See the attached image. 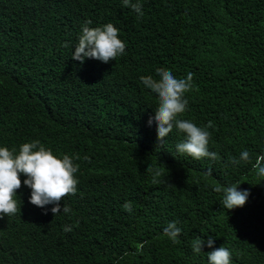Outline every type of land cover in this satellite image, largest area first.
I'll list each match as a JSON object with an SVG mask.
<instances>
[{"label": "trees", "instance_id": "16d2710c", "mask_svg": "<svg viewBox=\"0 0 264 264\" xmlns=\"http://www.w3.org/2000/svg\"><path fill=\"white\" fill-rule=\"evenodd\" d=\"M142 4L137 19L122 0H0V146L39 140L80 165L78 192L61 201L70 214L54 216V205L44 214L29 187L18 190L21 211L0 218V264H208L209 237L230 249L231 264H264V177L252 167L264 154V0ZM86 20L118 27L125 54L73 60ZM158 68L194 74L181 118L212 122L208 147L219 160L178 153L175 129L158 144L148 124L157 97L139 79H159ZM243 150L252 163L230 164ZM216 184H239L246 204L224 208ZM171 221L177 244L164 235Z\"/></svg>", "mask_w": 264, "mask_h": 264}, {"label": "clouds", "instance_id": "9594fccd", "mask_svg": "<svg viewBox=\"0 0 264 264\" xmlns=\"http://www.w3.org/2000/svg\"><path fill=\"white\" fill-rule=\"evenodd\" d=\"M124 7L130 8L136 13L137 19L144 16L142 0H122ZM91 20H86L82 26V32L75 46L71 58L78 60L81 64L86 59H96L103 63L116 61L126 52V42L123 41L119 32L120 29L113 23L109 22L101 26L90 27ZM159 79L153 78L151 75L140 76L141 84L156 94L157 107L155 108V116L148 120L149 126L155 122L157 126V142L163 144L166 137L173 131L177 130L182 133L184 139L176 144L178 153L192 157L195 160H203L209 158L213 161L220 159L215 151L209 150V142L212 122L209 121L204 127L197 126L188 119L181 118L187 111L188 99L186 94L193 87L192 72H188L186 78H177L171 70L158 68L156 69ZM79 157H73L69 154L62 156L56 155L51 148L46 147L39 140H32L22 143L18 150L13 147L0 146V218L10 217L21 211V205L16 199L17 192L22 186L31 189L29 202L39 208L44 209L47 214L48 205H54L50 211L56 216L61 213L70 214L72 209L61 201L67 196H74L78 192L79 178L76 175L80 169V165L75 161ZM87 159V157H85ZM252 155L247 150L240 153L239 159L235 157L229 158L232 165L240 162L252 163ZM253 169L257 175L264 177V154H258L255 162L252 163ZM152 173V182L159 184L158 179L161 176L159 169H153L149 166L146 170ZM209 174L212 170H208ZM21 176L26 179H21ZM240 184V183H239ZM239 184L230 186H222L216 184L213 191L222 193L221 203L226 209H234L243 207L250 195L248 190H239ZM123 209L129 213L133 211L130 201L123 204ZM177 221H171L164 228V235L172 241L179 243L181 228L177 226ZM73 230L72 225H64L65 233ZM147 241L138 243L136 252H143V248ZM205 241L200 237L194 239L191 247L194 253L203 251ZM214 239H207V246L212 251L207 252L208 264H231L232 253L226 247L214 248Z\"/></svg>", "mask_w": 264, "mask_h": 264}]
</instances>
